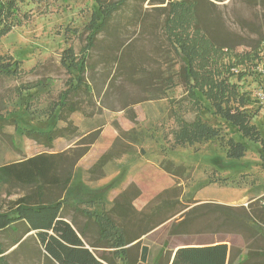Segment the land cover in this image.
<instances>
[{"label": "rangeland", "instance_id": "rangeland-1", "mask_svg": "<svg viewBox=\"0 0 264 264\" xmlns=\"http://www.w3.org/2000/svg\"><path fill=\"white\" fill-rule=\"evenodd\" d=\"M14 1L18 23L0 37V55L19 61L22 70L14 77L0 76V166L45 150L59 152L77 148L98 132L94 144L76 164L74 179L65 193L66 201L72 206L81 203V208L101 213L134 183L141 189V195L135 197L132 204L136 208L142 203L141 210L160 191L174 186H168L169 177L158 168L159 161L170 160L186 169V175L179 182L181 192L177 198L181 204L247 207L253 202L258 209L264 208L262 143L242 136L234 125L212 112L205 98L201 97L199 108L202 119L209 126L221 129L224 139L231 137L241 142L245 146L244 156L229 158L227 145L216 139L185 147L176 146L172 141L171 132L178 125L176 116L192 120L196 113L180 77L181 60L167 42L163 28L168 2H172L177 19L186 18L191 23L190 15L181 13L179 8L182 0H164L163 4L126 0L112 13L108 27L98 33L95 46L87 56L84 77L92 93H72L70 100L76 102L78 108L72 113L64 111L67 121L57 116L59 105H56L61 94L76 83L78 73L64 69L60 63L61 52L71 45L76 55L80 53L87 34L86 25L93 19L92 14L98 15L99 4L95 0ZM191 1L197 2L200 25L214 43H229L236 52L249 50L259 43L256 57L245 61L240 68L250 73L245 78L252 99L248 104L250 122L257 127L264 142V105L254 96L264 82L251 68L256 61L264 62V0ZM170 75L172 79L168 84L166 77ZM36 81L42 84L37 89L21 93L16 89L20 83ZM131 110L137 115L136 124L128 118ZM11 115L17 117L15 124L4 119ZM116 125L125 133L118 136ZM58 127L65 135L54 139L50 149L27 138L22 131ZM115 143L118 152H126L104 167V176L96 178L87 172ZM202 190H205L204 196L212 190L211 194L220 202L196 204L197 193ZM28 192L27 188L0 180V211ZM179 214L142 240L148 245L149 257L146 262L136 264H155L161 243L166 246L186 238L216 234L169 236L170 225L180 219ZM217 236L245 243L237 232L219 231ZM0 240L4 245L9 241L5 234H0ZM6 254L10 264H45L41 247L34 238H27Z\"/></svg>", "mask_w": 264, "mask_h": 264}, {"label": "trees", "instance_id": "trees-1", "mask_svg": "<svg viewBox=\"0 0 264 264\" xmlns=\"http://www.w3.org/2000/svg\"><path fill=\"white\" fill-rule=\"evenodd\" d=\"M95 1L99 4V13L92 14L93 19L86 25L87 34L80 53L76 55L71 45L61 52L60 63L64 69L68 73L73 69L78 73L76 83L61 94L60 102L56 105H59L57 116L65 121L68 117L64 111L72 113L78 108L77 103L70 100L72 93H92V87L84 77L87 56L95 46L98 33L106 30L112 13L120 9L126 0ZM155 3L163 4L164 0H151V4ZM166 7L167 10L160 7L165 8L167 13L163 21L164 34L181 60L180 77L196 112L192 120L176 116L178 125L171 132L174 145L185 147L216 139L227 145L226 154L229 158L244 156L245 146L241 142L231 137L224 139L221 129L209 126L202 119L199 112L202 97L208 101L213 113L234 125L242 136L260 141L264 149L257 127L250 122L248 104L252 99L245 81L250 73L246 68H240L245 61L256 57L259 43L249 50L236 52L229 43L216 44L206 37L200 25L197 2L182 0L179 6L181 13L190 15L191 23L186 18L183 21L177 19L172 2H168ZM16 13L17 4L14 0H0V37L18 23L15 21ZM18 62L0 55V76L19 75L22 69ZM235 69L238 71L234 72ZM171 79V75L166 77L168 84ZM40 85L38 81L20 83L16 89L21 93L37 89ZM136 117L131 110L128 118L133 124H136ZM13 118L11 115L4 119L15 124L17 117ZM114 129H117L118 136L125 133L118 125ZM22 131L27 138L47 149L52 148L54 139L65 135L59 127L44 130L24 128ZM98 135L96 132L89 136L77 148L59 152L45 150L0 166L1 181L29 190L10 201L7 209L0 211V234H5L9 240L5 245L0 240V264H10L6 260V251L16 245L19 247L27 238H34L40 245L45 264L143 263L147 260L148 247L141 246L139 239L178 213L180 219L170 225L169 236L237 232L245 240L246 258L234 262L237 253H233V248L228 254V246L218 243L178 248L170 264H264V208L258 209L253 202H249L247 207L219 203L191 207L189 203L181 204L177 198L181 192L179 182L186 175V169L170 160L159 161L158 167L172 177L174 186L160 191L141 210L132 204L133 199L141 193L134 183L119 193L101 213L81 208V203L75 206L68 203L65 193L74 179L75 166ZM114 145L104 151L87 172L102 178L104 167L126 152H118V146L116 143ZM168 260L169 256H166L163 264H168Z\"/></svg>", "mask_w": 264, "mask_h": 264}, {"label": "crops", "instance_id": "crops-1", "mask_svg": "<svg viewBox=\"0 0 264 264\" xmlns=\"http://www.w3.org/2000/svg\"><path fill=\"white\" fill-rule=\"evenodd\" d=\"M50 152H53V151H50ZM83 156H85V155H83ZM82 156V157H83ZM82 157H81V159H82ZM80 159V160H81ZM79 160V161H80ZM78 161V162H79ZM155 167V166H154ZM159 168V167H158ZM160 169V168H159ZM161 170V169H160ZM163 171V170H162ZM168 177H169V179H170V183H169V185L168 186H172V184H173V179H172V177H170L165 171H163ZM136 183H138V182H136ZM138 185H139V183H138ZM141 188H142V185H139ZM141 190V189H140ZM204 191L205 190H202V192L201 191H199L197 194V199H196V201L198 202V203H196V204H199V203H203V202H209V201H211V202H216L217 203V201L218 202H220L218 199H216V197H214V195H212L211 194V191L212 190H209V192H205V194L207 195V196H204ZM143 193H144V190L142 189V197L144 196L143 195ZM141 195V194H140ZM139 197V196H138ZM137 197V198H138ZM136 198V199H137ZM138 200V199H137ZM141 205H142V203H141ZM140 205V206H141ZM140 206H138V207H136V209H140ZM166 223V222H165ZM165 223H163V224H160V226H158V227H161V226H163ZM157 227V228H158ZM157 228H155V229H157ZM154 229V230H155ZM154 230H152V231H154ZM152 231H150V232H148V233H146V235H144V236H142L139 240L142 242V240L145 238V237H147V235H149ZM212 235H214V236H212ZM211 236H208V235H204L203 236V238H195V237H191V238H189V239H183V240H181V241H177L175 244H166V246L164 245V243H161V245H159L158 247H159V250H158V252H157V254L155 255L156 256V261H155V264H163V261H164V259H165V257L166 256H169V260H168V264H170V262L172 261V259H173V257H174V253H175V251L178 249V248H183V247H190V246H194V247H204V246H210V245H216V244H218V243H225L227 246H228V254H229V252L231 251V249L233 248V253H237V255L235 256L236 258H235V261L234 262H237V261H240V260H243L244 258H246V246H245V243H242V244H240V243H235V242H231L229 239H227V237H221V236H217V234H212ZM182 236V235H181ZM26 237V236H25ZM24 237V238H25ZM183 237V236H182ZM143 245H145V246H147L148 247V245H146V244H143V242H142V244H141V246H143ZM238 250H240L239 252H238ZM148 253H149V248H148V251H147V259H148ZM227 259H228V256H227ZM147 261V260H146ZM145 261V262H146ZM142 263V262H141Z\"/></svg>", "mask_w": 264, "mask_h": 264}, {"label": "built area", "instance_id": "built-area-1", "mask_svg": "<svg viewBox=\"0 0 264 264\" xmlns=\"http://www.w3.org/2000/svg\"><path fill=\"white\" fill-rule=\"evenodd\" d=\"M251 68H252L253 73L261 77V79L264 82V62L256 61V63L252 64ZM237 71H238L237 69L234 70V72H237ZM254 96H256V101L264 105V83L262 86L256 89Z\"/></svg>", "mask_w": 264, "mask_h": 264}]
</instances>
